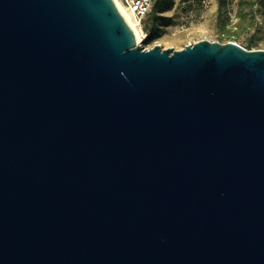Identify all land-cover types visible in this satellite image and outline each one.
I'll return each mask as SVG.
<instances>
[{
    "label": "water",
    "instance_id": "95a60500",
    "mask_svg": "<svg viewBox=\"0 0 264 264\" xmlns=\"http://www.w3.org/2000/svg\"><path fill=\"white\" fill-rule=\"evenodd\" d=\"M0 264H264V50L0 0Z\"/></svg>",
    "mask_w": 264,
    "mask_h": 264
},
{
    "label": "rangeland",
    "instance_id": "374dc122",
    "mask_svg": "<svg viewBox=\"0 0 264 264\" xmlns=\"http://www.w3.org/2000/svg\"><path fill=\"white\" fill-rule=\"evenodd\" d=\"M175 7L166 15L173 18L171 25L151 44L144 46L151 49L160 46L163 50L180 51L186 46L196 44L200 41L221 42L217 29V12L219 0H213L209 4H200L193 0H175ZM239 0H233L230 7L233 22L227 27L232 35L231 41L248 49V40L254 37L257 44L251 50H264V17L258 15L257 24L250 27L249 18L241 21L236 18ZM249 11L246 10L245 13ZM150 15L144 21L145 30L150 31L152 23ZM239 34V37L236 35ZM249 50V49H248Z\"/></svg>",
    "mask_w": 264,
    "mask_h": 264
},
{
    "label": "trees",
    "instance_id": "16d2710c",
    "mask_svg": "<svg viewBox=\"0 0 264 264\" xmlns=\"http://www.w3.org/2000/svg\"><path fill=\"white\" fill-rule=\"evenodd\" d=\"M154 6L153 11L150 14V21L152 28L149 32L147 39L144 41V46L151 45L165 28L169 27L173 21V18L166 14L170 12L176 4L175 0H153ZM199 2L202 4V0H193V2ZM233 0H219V8L217 12V29L220 41L219 43L226 44L231 41L232 35L227 30L233 22L230 7ZM248 10V13H245ZM261 15L264 17V0H239L238 12L236 18L241 21L249 18L250 27H254L257 24V16ZM239 37V34L236 35ZM257 44L254 41V37H250L248 40V49L251 50L256 47ZM246 49V48H245ZM247 49V50H248Z\"/></svg>",
    "mask_w": 264,
    "mask_h": 264
},
{
    "label": "built area",
    "instance_id": "2783aa9c",
    "mask_svg": "<svg viewBox=\"0 0 264 264\" xmlns=\"http://www.w3.org/2000/svg\"><path fill=\"white\" fill-rule=\"evenodd\" d=\"M122 7L131 11L137 28L140 34V42L138 45L142 46L147 39L149 32L144 28V21L152 13L154 1L153 0H116ZM213 0H202V4H209Z\"/></svg>",
    "mask_w": 264,
    "mask_h": 264
},
{
    "label": "bare ground",
    "instance_id": "6f19581e",
    "mask_svg": "<svg viewBox=\"0 0 264 264\" xmlns=\"http://www.w3.org/2000/svg\"><path fill=\"white\" fill-rule=\"evenodd\" d=\"M114 2L116 3V5H117L119 11L121 12V14L123 15V17L126 19L129 26L132 28V30L136 34L137 42L139 43L140 42V34H139V30L137 28V24L134 20L133 14L131 13V11L125 9L119 3H117L116 0H114Z\"/></svg>",
    "mask_w": 264,
    "mask_h": 264
}]
</instances>
